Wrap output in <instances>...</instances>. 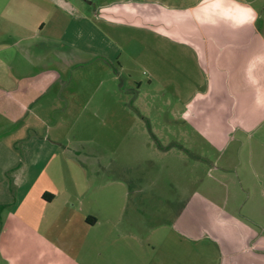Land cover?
<instances>
[{
	"label": "rangeland",
	"instance_id": "obj_1",
	"mask_svg": "<svg viewBox=\"0 0 264 264\" xmlns=\"http://www.w3.org/2000/svg\"><path fill=\"white\" fill-rule=\"evenodd\" d=\"M203 1L58 0L61 8H55L47 0H0V46H9L10 63L0 58L11 74H36L64 58L72 64L73 129L64 142L72 143V155L82 151L90 173L81 163L82 171L73 164L70 169L99 176L95 186L116 181L93 189L89 199L99 203L103 221L124 223L155 249L151 264H264V150L242 149V133L214 150L186 119L197 94L208 89L193 53L154 27L123 22L126 13L123 21L100 15L114 5L129 12L151 4L179 11ZM83 12L88 20L79 22ZM72 15L71 29L84 43L79 48L61 41ZM145 15L143 21L158 26ZM105 51L107 61L100 57ZM42 79L36 94L53 97ZM215 115L216 126L225 123L222 109Z\"/></svg>",
	"mask_w": 264,
	"mask_h": 264
},
{
	"label": "crops",
	"instance_id": "obj_2",
	"mask_svg": "<svg viewBox=\"0 0 264 264\" xmlns=\"http://www.w3.org/2000/svg\"><path fill=\"white\" fill-rule=\"evenodd\" d=\"M47 1L61 8L58 0ZM113 7L104 9L100 15L112 20L118 16L123 21L122 15L126 13L123 22L154 27L193 53L208 89L197 94L201 98L194 100L186 119L214 150L225 149L229 140L241 133L247 136L238 138L242 149L264 150L263 3L256 8L244 0H207L196 8L179 11L159 4L130 12L122 5ZM63 12L66 15L64 9ZM142 13L158 26L143 21ZM88 17L81 13L79 22ZM73 21L72 15L61 41L65 39L79 48L78 42L84 43L81 32L71 29ZM45 27L42 24L40 31ZM8 50L9 46H0V53L9 64ZM47 51L40 54L39 61L47 60ZM100 57L107 61L109 53L105 51ZM3 58H0V261L151 264L150 256L155 249L141 239L142 243L135 230H129L124 223L110 218L103 221L99 203L94 206L95 199H89L93 189L106 190L116 181L95 186L93 182L99 181V176L82 177L75 174V167L70 169L73 164L82 171L83 165L90 173L85 163H81L82 151L76 149L72 155V143L64 142L73 129L76 92L69 91L72 64L68 65L64 58L58 65L41 64L36 74H11ZM34 77L35 81H29ZM42 78L46 86L53 88V97H39L42 92L36 94L35 88L42 91ZM221 109L226 126L221 121L215 125V111ZM145 193L150 197V191Z\"/></svg>",
	"mask_w": 264,
	"mask_h": 264
}]
</instances>
